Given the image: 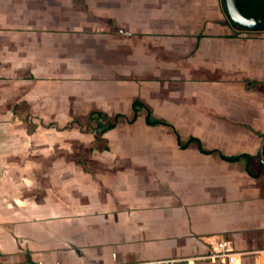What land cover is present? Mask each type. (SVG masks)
<instances>
[{
	"label": "crops",
	"instance_id": "1",
	"mask_svg": "<svg viewBox=\"0 0 264 264\" xmlns=\"http://www.w3.org/2000/svg\"><path fill=\"white\" fill-rule=\"evenodd\" d=\"M4 38L16 50L26 43V56L0 50V77L23 72L0 86V109L62 108L65 117L40 120L65 127L72 108L130 117L140 99L183 140L253 155L258 176L244 162L180 148L143 115L106 132V151L91 154L102 159L96 167L64 160L74 142H94L78 125L14 128L5 149L0 128V264H228L195 259L224 238L244 253L236 264H264V86L245 83H264V32L240 33L221 0H0ZM126 48L136 66L100 57ZM145 74L157 79H114Z\"/></svg>",
	"mask_w": 264,
	"mask_h": 264
},
{
	"label": "rangeland",
	"instance_id": "2",
	"mask_svg": "<svg viewBox=\"0 0 264 264\" xmlns=\"http://www.w3.org/2000/svg\"><path fill=\"white\" fill-rule=\"evenodd\" d=\"M240 33H243L245 35H247L248 37H257L260 36L262 32H253V31H240ZM6 37V36H5ZM101 37V36H99ZM7 38H4V40H2L0 42V50L3 52V55H6V53L8 51H10V55H15L16 56H26V50L23 49V45H26V43H22L20 44L21 47H19L18 50L15 49L14 46H10L8 41H5ZM103 38L101 37L100 39V43L98 45H95V40H94V46H98L100 49H103L106 42H104V40H102ZM127 51L125 53H122L120 51H123L122 49H120L119 51L116 50L115 54L113 55H109L107 56V51L104 50H99L101 56L103 59H105V61L108 62L109 65L114 64V63H120V64H126L127 66H136V60L138 59L137 56H127L126 54L128 53V48H126ZM190 46L187 47L185 50L181 49V47L179 48H175L171 51V55L177 56L179 59L183 58V56H185L186 53H188V51L190 50ZM12 52V53H11ZM104 53V54H103ZM2 54V53H1ZM103 54V56H102ZM9 55V56H10ZM166 55V54H165ZM10 63H8L5 59L4 62L1 63V65L4 66H10ZM14 71V70H12ZM12 71L10 72H6L3 71L4 73H13ZM22 71H18V69H16V74L14 75H3L2 77H0V86H2V89H6V86H10L13 83V80L16 79H21V75H22ZM16 76V77H15ZM222 77V76H221ZM103 78V77H102ZM137 79L135 81H149V79L154 80L157 79V77L154 76H150V75H144L140 77H137L135 75H132L131 77H124V76H115V80H134ZM18 81V80H17ZM10 84V85H9ZM176 84H174L175 86ZM165 92V91H164ZM40 108H36V109H31V111L29 109H23L22 107H19V104L15 103H10L7 104L6 106H4L2 109H0V115L2 116L3 119V125L0 126V128L2 129V134H3V138L7 141H3L2 145L3 148L5 149L6 147H8V139H10L8 137V134L10 132H13L12 130H14V128H18L17 130V134L22 133L23 131H26L27 128L33 131V129H35L34 131L36 132V130L40 127H44V128H54L58 131L63 130V129H68V128H75V125H78L76 129H80L83 132L86 133H91L94 136V142L91 143L90 145H86L82 142H78L75 144V142L73 143V145L71 146L72 148V152L69 153V155L66 154V157L64 158V160L66 162H72V161H79L81 164L84 163V165H89V164H94V166H99L102 164V159H94V161L92 162L91 160V154L92 151H96L99 150L98 148L101 149V151H106V144H105V139H106V133L104 135H102L101 137H98L97 132L99 129H96L97 126L95 125V123L90 119L91 114H94V121L97 119V113L96 112H101L103 114H107L103 111H101V109L99 107L94 106V109L89 111V113H85L82 110L76 111L73 108L68 110V114L67 116L72 118V122L71 123H67L66 125L63 126H59L58 124H51V125H44L41 124V120H40V115L41 114H45V118H47L46 120L48 121V118H56V119H61L64 116L63 112H62V108H60V110H57L56 112H49V110H39ZM163 107L160 109L162 110ZM76 111V112H75ZM170 114L172 115V111L170 112ZM108 117L111 119V115L107 114ZM92 117V116H91ZM33 118H36L37 122L40 124H37L36 126L33 123ZM64 122V121H63ZM17 142V141H16ZM12 143H14L12 141ZM20 143L22 142V139H20ZM75 144V145H74ZM104 145V146H103ZM88 148H90V150H88ZM89 151V152H88ZM103 153V152H102ZM105 153V152H104ZM25 158H29V157H25ZM105 158V157H103ZM41 159V157L39 158ZM18 160H20L18 158ZM56 160V159H54ZM123 163V162H121Z\"/></svg>",
	"mask_w": 264,
	"mask_h": 264
},
{
	"label": "trees",
	"instance_id": "3",
	"mask_svg": "<svg viewBox=\"0 0 264 264\" xmlns=\"http://www.w3.org/2000/svg\"><path fill=\"white\" fill-rule=\"evenodd\" d=\"M221 5L223 8V11L227 17V20L229 24L236 28L238 31H246L238 27L230 18L227 6H226V0H221ZM239 9L242 12L244 16L247 18H263L264 17V0H238ZM248 32V31H246ZM238 34H235L234 36H237ZM227 81H231L232 77H227ZM245 83L248 86V88H255L256 86H264V83H259L256 81H251L248 79H245ZM97 113V119L94 121V114L92 113L90 116V119L95 123L97 126L96 129H99L97 132L98 137H101L104 135L107 131L114 129L120 122H126L128 124H134L139 116L143 115L146 121V124L149 126H166L169 128V130L175 135L178 145L182 149L189 148L191 146L196 147L200 152L206 154V155H212L216 158H219L221 160H224L226 162L236 163V162H244L245 163V169L252 175L258 176L257 174H254L251 172L250 165L255 158L253 155L242 153L237 155H226L220 150L217 149H207L204 147L202 141L194 136H190L187 140H183L180 136L178 130L175 128L174 125L168 123L165 120L158 119L154 117L153 112L151 108L145 104L140 99H135L132 103V114L130 117L123 115V114H116L111 119L108 117L107 114H103L101 112ZM260 135V134H259ZM264 137V135H260ZM106 144V141H105ZM104 146V145H103ZM100 149V148H98ZM107 149V147H106ZM261 158L263 160L264 158V145L262 148ZM264 162L260 161L259 164V173L262 168V164ZM84 164V163H82Z\"/></svg>",
	"mask_w": 264,
	"mask_h": 264
},
{
	"label": "built area",
	"instance_id": "4",
	"mask_svg": "<svg viewBox=\"0 0 264 264\" xmlns=\"http://www.w3.org/2000/svg\"><path fill=\"white\" fill-rule=\"evenodd\" d=\"M242 255H244V253L236 251L233 243L230 240L224 238L214 244H211L207 253L198 255L195 259L204 261L227 260L228 264H236ZM179 261L180 259H165L152 261L148 264H177Z\"/></svg>",
	"mask_w": 264,
	"mask_h": 264
},
{
	"label": "water",
	"instance_id": "5",
	"mask_svg": "<svg viewBox=\"0 0 264 264\" xmlns=\"http://www.w3.org/2000/svg\"><path fill=\"white\" fill-rule=\"evenodd\" d=\"M226 6L231 20L238 27L246 31L264 32V17L259 19L247 18L240 11L238 0H226Z\"/></svg>",
	"mask_w": 264,
	"mask_h": 264
}]
</instances>
